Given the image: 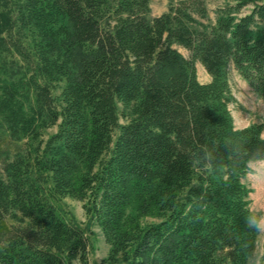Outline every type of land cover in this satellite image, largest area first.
<instances>
[{
  "label": "trees",
  "instance_id": "trees-1",
  "mask_svg": "<svg viewBox=\"0 0 264 264\" xmlns=\"http://www.w3.org/2000/svg\"><path fill=\"white\" fill-rule=\"evenodd\" d=\"M165 1L148 17L149 0H0V49L15 27L34 62L25 89L0 81V122L24 140L0 162V264H88L66 197L101 232L98 264L247 263L242 179L264 139L227 106L231 72L264 99V0H226L213 22L205 0Z\"/></svg>",
  "mask_w": 264,
  "mask_h": 264
},
{
  "label": "rangeland",
  "instance_id": "rangeland-1",
  "mask_svg": "<svg viewBox=\"0 0 264 264\" xmlns=\"http://www.w3.org/2000/svg\"><path fill=\"white\" fill-rule=\"evenodd\" d=\"M226 0H205L208 22H213L214 11L221 7ZM165 0H149L148 17L158 16L166 10ZM4 16H9L12 20L11 11H4L0 8ZM4 37V33H1ZM14 43V44H13ZM14 45V46H13ZM0 49V81H17L18 86L25 89L24 83L29 77L34 76V62L28 49L29 44L20 33L13 27L9 36L5 38L4 47ZM177 51L185 58L189 54L182 48L175 47ZM195 76L199 83H207L209 76L197 62L194 63ZM230 93L234 99L233 103L228 104L232 126L236 129L244 128L250 124L261 126L260 138L264 139V99L255 95L247 84L235 73L231 72L229 76ZM27 97L32 99L30 92L25 90ZM56 128L51 127L41 131L40 139L45 142L49 136L55 132ZM11 140L0 122V162L4 155L10 156L18 149L22 148V142ZM244 186L250 190L247 195L248 209L252 216V221L257 229L253 252L246 264H264L261 260L262 246L264 243V161L255 162L249 165V172L242 179ZM57 207L67 212L76 223L84 230L88 245V264H98L107 254L108 247L104 243L99 228L89 222L82 205L84 201H77L70 198H59L55 201ZM158 220L146 217L141 220L142 225L156 223ZM12 224L5 219L3 229Z\"/></svg>",
  "mask_w": 264,
  "mask_h": 264
}]
</instances>
